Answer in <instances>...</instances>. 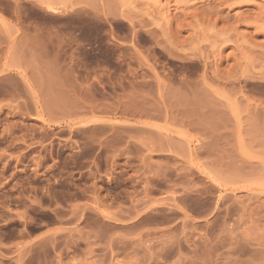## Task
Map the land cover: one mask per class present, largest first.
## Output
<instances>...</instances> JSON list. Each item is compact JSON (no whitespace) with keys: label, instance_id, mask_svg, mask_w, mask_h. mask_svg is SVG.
I'll list each match as a JSON object with an SVG mask.
<instances>
[{"label":"rangeland","instance_id":"1","mask_svg":"<svg viewBox=\"0 0 264 264\" xmlns=\"http://www.w3.org/2000/svg\"><path fill=\"white\" fill-rule=\"evenodd\" d=\"M0 264H264V0H0Z\"/></svg>","mask_w":264,"mask_h":264}]
</instances>
